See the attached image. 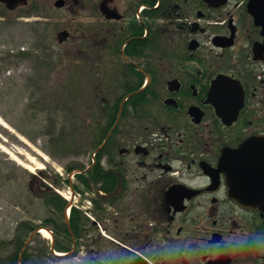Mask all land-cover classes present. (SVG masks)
<instances>
[{"label": "flooded vegetation", "instance_id": "obj_1", "mask_svg": "<svg viewBox=\"0 0 264 264\" xmlns=\"http://www.w3.org/2000/svg\"><path fill=\"white\" fill-rule=\"evenodd\" d=\"M73 1L92 162L67 166L69 220L64 181L39 187L51 242H17L15 264H264V210L246 203L264 166L236 152L264 136V0Z\"/></svg>", "mask_w": 264, "mask_h": 264}, {"label": "rangeland", "instance_id": "obj_2", "mask_svg": "<svg viewBox=\"0 0 264 264\" xmlns=\"http://www.w3.org/2000/svg\"><path fill=\"white\" fill-rule=\"evenodd\" d=\"M54 2L30 0L14 10L0 4V116L9 125L0 123V145L6 150L0 147V256L4 262L15 254V240L26 224L43 226L46 206L39 187L58 176L64 182L55 187L69 196L66 179L72 172L67 166L92 162L91 81L80 77L91 67L90 59L82 61L85 52L76 38L78 21L70 9L74 1L64 8ZM64 29L71 37L61 42L59 34ZM29 154L44 166L34 164L30 170L15 159L30 163ZM30 233L24 232L25 240ZM47 241L51 239L36 233L31 242ZM40 264L78 263L74 258L43 257Z\"/></svg>", "mask_w": 264, "mask_h": 264}, {"label": "water", "instance_id": "obj_3", "mask_svg": "<svg viewBox=\"0 0 264 264\" xmlns=\"http://www.w3.org/2000/svg\"><path fill=\"white\" fill-rule=\"evenodd\" d=\"M3 1L6 2L8 6H14L16 4H20L22 2H26V0H3ZM56 4L58 6L63 5V0H58L56 2ZM63 35H68V32L64 31L63 32ZM61 40H63V38H61ZM258 146L261 147V148H264V141H259L258 143H256L255 145H253V147H258ZM250 147H251V143L248 142V143H246V144H244L242 146V148H243L242 150H245V149L250 148ZM256 149H253V150L256 151ZM263 150L264 149H258L256 151V156H262V155H264V153H263L264 151ZM244 152H246V151H244ZM249 204H252L254 206H259L262 209H264V200L256 199V200H253V201H249Z\"/></svg>", "mask_w": 264, "mask_h": 264}, {"label": "bare ground", "instance_id": "obj_4", "mask_svg": "<svg viewBox=\"0 0 264 264\" xmlns=\"http://www.w3.org/2000/svg\"><path fill=\"white\" fill-rule=\"evenodd\" d=\"M0 123L3 124V125H5V126H7V127H9V125L5 122V120H4L1 116H0ZM0 147H1L3 150H5V148L2 147V145H0ZM5 151H6V150H5ZM43 156H44L45 159H46V156H45V155H43ZM15 159H16L17 161H19V163L23 164L25 167L29 168L30 170H34V169H35V165H34V164L39 165V167H43V166H44L43 163L39 162L35 156L30 155V154L28 155V159L30 160V163H26V162L22 161L21 159H19V158H17V157H15ZM40 232H41L45 237H50V235H51L50 232H49L47 229H45V228H43Z\"/></svg>", "mask_w": 264, "mask_h": 264}, {"label": "trees", "instance_id": "obj_5", "mask_svg": "<svg viewBox=\"0 0 264 264\" xmlns=\"http://www.w3.org/2000/svg\"><path fill=\"white\" fill-rule=\"evenodd\" d=\"M59 204H60V209L62 210L63 209V207H64V205H65V202L63 201V199H60V202H59ZM75 213H76V211H75V209L73 210V215H75ZM24 227H28V225L26 224ZM22 241V240H21Z\"/></svg>", "mask_w": 264, "mask_h": 264}]
</instances>
